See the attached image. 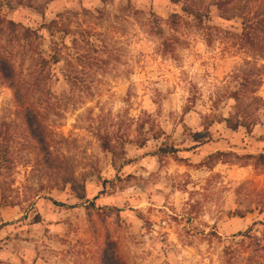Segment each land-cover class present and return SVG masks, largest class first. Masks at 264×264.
<instances>
[{"label":"rangeland","instance_id":"374dc122","mask_svg":"<svg viewBox=\"0 0 264 264\" xmlns=\"http://www.w3.org/2000/svg\"><path fill=\"white\" fill-rule=\"evenodd\" d=\"M218 1L0 0L19 79L62 55L21 103L0 72V264H264V0Z\"/></svg>","mask_w":264,"mask_h":264},{"label":"trees","instance_id":"16d2710c","mask_svg":"<svg viewBox=\"0 0 264 264\" xmlns=\"http://www.w3.org/2000/svg\"><path fill=\"white\" fill-rule=\"evenodd\" d=\"M172 2H180L181 0H171ZM228 3V0H219L216 3L217 8L222 11V13H226L228 9H226V4ZM184 10L185 6L183 7ZM194 16L198 17L200 14L199 11L193 10L190 11ZM256 18V19H255ZM9 23L13 26L14 23L12 21H9ZM54 23V21H53ZM242 24L244 25V33L243 36L246 38L250 44H255V39L260 40L262 43L264 42V12L262 15H259L257 17L253 18V15H249L248 12H244L242 16ZM25 37L29 40L31 39L32 35L34 34L37 37V32L30 30L29 28H25L24 30ZM262 36V37H259ZM76 40L74 41L73 45L74 48L76 45ZM69 48V47H65ZM51 53L48 55H44L43 53L39 54L36 58L37 62V70L34 71L35 73V80L31 83H28L27 81H23L18 78V74L16 73L14 67L12 64L8 63L7 59L0 58V72L2 74V77L6 80L8 85L13 88L14 90V97L21 103L20 99L22 95H20V91L23 88H26L24 85H44L46 79L48 77L50 78V72L52 69V65L58 64L61 60V50L58 48L52 47ZM70 51V49H69ZM70 55V53H68ZM4 62V65L2 64ZM29 89L26 88V91ZM235 111L231 113L227 118H224L223 121L226 123V126L236 131L239 127H245L246 130L251 129L252 126L256 124L254 120H247L245 118V113L243 110H240V105L235 106ZM33 115V116H32ZM24 122L27 126V130L29 131L31 137L35 140L37 145L40 147L41 151H48L47 141L44 129L42 128V124L37 117V115L32 114L30 111L25 112ZM102 147L110 152H112V146L109 144L108 140L105 137L100 138ZM172 151H177V149L173 148ZM113 153V152H112ZM221 154H224L223 152H218L215 154H211L209 158H215ZM258 161H264V155L260 154L257 155L256 158ZM3 161L0 160V170L2 169V163ZM70 182V181H69ZM75 189V185H72ZM37 222V221H36ZM111 264H124L123 262H120L118 260L112 262Z\"/></svg>","mask_w":264,"mask_h":264}]
</instances>
